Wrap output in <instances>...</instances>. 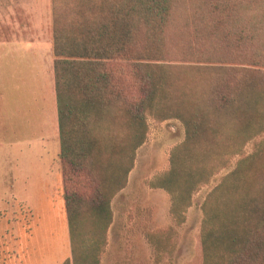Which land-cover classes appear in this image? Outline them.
<instances>
[{
    "label": "trees",
    "instance_id": "trees-1",
    "mask_svg": "<svg viewBox=\"0 0 264 264\" xmlns=\"http://www.w3.org/2000/svg\"><path fill=\"white\" fill-rule=\"evenodd\" d=\"M72 258L101 264L149 121L185 140L152 189L185 224L194 196L264 135V0H52ZM203 264H264V140L203 204ZM165 232L149 241L160 262ZM165 253V252H164Z\"/></svg>",
    "mask_w": 264,
    "mask_h": 264
},
{
    "label": "rangeland",
    "instance_id": "rangeland-1",
    "mask_svg": "<svg viewBox=\"0 0 264 264\" xmlns=\"http://www.w3.org/2000/svg\"><path fill=\"white\" fill-rule=\"evenodd\" d=\"M2 3L3 0H0V39L10 41L17 37L21 40L25 35H16L6 23L8 14L4 15L6 6ZM38 37L43 40V59L47 60L52 56L54 57L53 46L51 52L49 42L52 40V29L45 26L44 31L39 33ZM23 55L31 58V55ZM13 61L16 62V60L9 58L5 64L13 65ZM11 68L12 66L8 67L7 70L10 76ZM18 77L16 73L15 84H17ZM22 77L19 81L20 99L24 100L28 92L32 91L29 88L31 82L34 90L40 93L32 101L38 106L42 105L44 100L43 91L40 89L38 68L30 65L27 69H23ZM25 103L28 104V102ZM21 107H24V110L29 108L23 104ZM23 113L24 119L30 118V114ZM34 113H36L34 115L37 116L38 120L42 118V122L47 120L48 125L50 124L43 106L42 110L34 109ZM21 118L23 117L21 116ZM37 122L40 124L41 120ZM22 125L20 129L21 140L28 137L34 138L35 135H45L51 130L47 127V131H40V127L30 130ZM149 125V138L138 151L135 168L130 174L128 186L113 201L114 221L109 231L108 246L101 258V264H157L156 250L149 241V236L161 231L165 232L164 238L160 241L165 244V253L163 252L161 255L162 260L158 264H203L201 248V231L204 220L203 204L208 195L222 182V179L237 167L238 161L242 157L250 156L256 152L258 144L264 140V135L251 142L241 157L232 160L227 169L220 171L209 185L202 188L194 196L193 206L187 212L185 224L178 225L171 215L172 202L169 194L161 189H152L150 185L156 177L170 169L171 151L185 140V130L177 120L158 123L151 119ZM58 163L61 170L57 172L59 174L57 183L53 184L52 202L59 214L55 215L53 208L51 218H44L45 223L30 224L34 232L30 241L33 245L31 250L35 251L34 256H36L37 262L41 261V254L46 253V251H50L49 254L46 253V257L53 261L59 253L58 247L61 246L60 250L64 252L67 217L62 180L63 172L60 161ZM54 173L55 162H53V181L57 177ZM0 221V231H7L11 226L8 224L9 220L4 218ZM67 254L68 257L71 256L70 246L67 247Z\"/></svg>",
    "mask_w": 264,
    "mask_h": 264
},
{
    "label": "crops",
    "instance_id": "crops-1",
    "mask_svg": "<svg viewBox=\"0 0 264 264\" xmlns=\"http://www.w3.org/2000/svg\"><path fill=\"white\" fill-rule=\"evenodd\" d=\"M2 4L6 6L4 15L8 14L6 23L16 35L25 36L21 40L17 37L10 41L0 39V219L7 218L8 224L11 225L7 231H0V264H64L72 257V250L71 256L68 257L67 254V247H71L68 220L64 235V252L60 250L59 245V253L54 261L46 257V253H50L46 251L41 254V261L37 262L35 251L31 250L33 245L30 243L34 235L30 224L45 223L44 218H51L53 208L54 214H59L52 202L53 184L57 183L59 176L57 172L61 170L58 163L59 161L61 163V143L55 58L52 56L47 60L43 59V40L38 37L45 26L52 29V40L49 41L52 52L54 26L52 0H3ZM22 53L31 55V58L25 57ZM9 58L16 62L13 61V65H6ZM30 65L38 68L44 100L40 106L32 101L40 93L34 90L31 82L29 88L32 91L28 92L25 99H20L19 95V81L23 78V69ZM10 66L11 76L7 73ZM16 73L19 76L17 84L14 82ZM21 104L29 108L24 110ZM42 106L48 116L49 125L47 120L42 122V118H39L41 122L38 124L39 120L34 115L36 114L34 109L42 110ZM23 112L30 114V118L24 119ZM21 124L30 130L39 127L40 131H47V128L51 130L45 135H35L34 138L21 140ZM53 162L54 175L57 176L54 181Z\"/></svg>",
    "mask_w": 264,
    "mask_h": 264
}]
</instances>
